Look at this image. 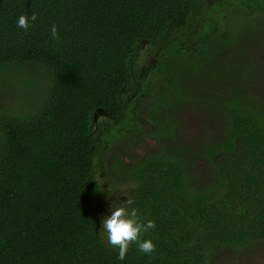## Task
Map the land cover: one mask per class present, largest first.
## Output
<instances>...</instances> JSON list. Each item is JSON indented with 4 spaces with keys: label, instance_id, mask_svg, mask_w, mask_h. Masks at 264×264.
Returning <instances> with one entry per match:
<instances>
[{
    "label": "trees",
    "instance_id": "1",
    "mask_svg": "<svg viewBox=\"0 0 264 264\" xmlns=\"http://www.w3.org/2000/svg\"><path fill=\"white\" fill-rule=\"evenodd\" d=\"M127 198L156 251L121 261L100 226ZM260 243L264 0H0V264H235Z\"/></svg>",
    "mask_w": 264,
    "mask_h": 264
},
{
    "label": "clouds",
    "instance_id": "2",
    "mask_svg": "<svg viewBox=\"0 0 264 264\" xmlns=\"http://www.w3.org/2000/svg\"><path fill=\"white\" fill-rule=\"evenodd\" d=\"M37 14L33 12L31 16L20 15L17 20V27L22 28L25 32L30 27V21L35 22ZM51 38L59 41L57 26L53 24L50 28ZM133 201L127 198L126 202H122L120 206H111V215L105 217L100 226V235L106 236L108 245L118 248V259L123 261L126 259L129 246L137 244L139 251L143 254H152L156 251L152 240L147 239L141 241L142 232H148L155 228V222L148 220L147 223H141L138 217V210L130 206Z\"/></svg>",
    "mask_w": 264,
    "mask_h": 264
},
{
    "label": "rangeland",
    "instance_id": "3",
    "mask_svg": "<svg viewBox=\"0 0 264 264\" xmlns=\"http://www.w3.org/2000/svg\"><path fill=\"white\" fill-rule=\"evenodd\" d=\"M245 44L242 42V47ZM141 51V58L142 61L147 65L148 61L151 59H154V56L157 57V50H152L150 45L148 43H144L142 47L140 48ZM252 53L256 52V49L253 47L251 50ZM148 104V103H147ZM145 107V106H144ZM143 119V117H142ZM140 119V122L143 123V125H146L147 123L144 122L145 119ZM183 123L181 127V134L184 138L187 137V135H193L197 130H201L200 124L195 121L190 120V117L187 115H183ZM210 126L216 127L217 126V120H211L208 122ZM148 130L153 131L155 125H149ZM158 143L156 142L153 137H147L144 140H142V143L140 146L136 148V152L140 155H145L147 153L153 152L157 150ZM247 257L242 261L241 256H237L234 263L235 264H264V243H260L257 245L256 249L253 251L251 255H246Z\"/></svg>",
    "mask_w": 264,
    "mask_h": 264
}]
</instances>
